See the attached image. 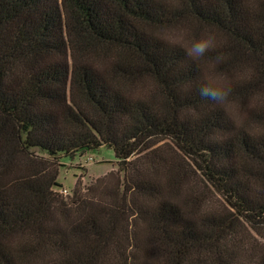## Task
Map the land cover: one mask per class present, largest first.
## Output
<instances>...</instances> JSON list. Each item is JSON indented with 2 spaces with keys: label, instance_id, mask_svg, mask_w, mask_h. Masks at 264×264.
I'll use <instances>...</instances> for the list:
<instances>
[{
  "label": "trees",
  "instance_id": "obj_1",
  "mask_svg": "<svg viewBox=\"0 0 264 264\" xmlns=\"http://www.w3.org/2000/svg\"><path fill=\"white\" fill-rule=\"evenodd\" d=\"M189 20L253 90L200 97ZM102 146L110 199L65 196L59 159ZM0 264H264V0H0Z\"/></svg>",
  "mask_w": 264,
  "mask_h": 264
},
{
  "label": "rangeland",
  "instance_id": "obj_2",
  "mask_svg": "<svg viewBox=\"0 0 264 264\" xmlns=\"http://www.w3.org/2000/svg\"><path fill=\"white\" fill-rule=\"evenodd\" d=\"M166 33L170 38L182 41L188 46L201 35L213 33L216 36V46L203 56V59L209 65V77L222 79L232 90H243L245 86L246 89L248 88L246 90L247 93L253 90L248 85H252L254 80L258 78L254 63H251L239 53L235 52V54L230 55L227 52L229 48L227 39L215 30L199 26L196 22L189 20ZM143 87L148 89L149 95L152 93L157 95L156 86L151 81H146ZM252 97V95H248L246 99L248 100ZM230 105L235 107V111H238V108L240 109L242 106L241 102L236 100L231 101ZM248 105L254 106L253 99L248 101ZM165 152L169 161L173 153L168 146L165 148ZM59 163L60 173L58 181L62 184L59 190H67L66 193L62 191L65 196H71L77 186H80L82 191L85 192L89 186L95 187L98 184L97 180L105 176L104 185L96 187L92 194L96 197L110 199L113 186L117 183V179L120 180L122 178V172L119 171L114 149L107 146L88 151L85 154H78L73 158L65 156L59 159ZM183 181L184 178L180 183ZM182 187V190L186 192L188 183L183 184ZM215 201L218 202L219 199L217 198ZM46 255L48 254L46 253Z\"/></svg>",
  "mask_w": 264,
  "mask_h": 264
},
{
  "label": "clouds",
  "instance_id": "obj_3",
  "mask_svg": "<svg viewBox=\"0 0 264 264\" xmlns=\"http://www.w3.org/2000/svg\"><path fill=\"white\" fill-rule=\"evenodd\" d=\"M216 46V36L206 33L194 39L190 46L185 48V56L193 62L203 57ZM200 97L222 104L229 95L231 88L220 78H205L197 86Z\"/></svg>",
  "mask_w": 264,
  "mask_h": 264
},
{
  "label": "built area",
  "instance_id": "obj_4",
  "mask_svg": "<svg viewBox=\"0 0 264 264\" xmlns=\"http://www.w3.org/2000/svg\"><path fill=\"white\" fill-rule=\"evenodd\" d=\"M62 191L65 192V193L67 192V190H62Z\"/></svg>",
  "mask_w": 264,
  "mask_h": 264
}]
</instances>
